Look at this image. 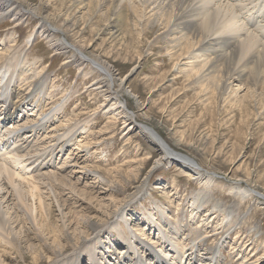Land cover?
<instances>
[{
	"label": "rangeland",
	"instance_id": "rangeland-1",
	"mask_svg": "<svg viewBox=\"0 0 264 264\" xmlns=\"http://www.w3.org/2000/svg\"><path fill=\"white\" fill-rule=\"evenodd\" d=\"M24 1L41 7L44 16L66 31L68 41L87 46L88 54L105 61L118 84L124 79L123 90L130 93L125 95L127 108L134 113L137 126L126 131L117 116L104 113L103 97L90 88L98 79L97 70L72 62L71 52L53 47L59 34L43 35L38 17L26 13L15 21L14 11L0 18V65L24 57L39 61L37 70L49 78L47 108L55 102L65 106L41 137L51 129L55 134H69L72 140L60 156L79 152L83 163L97 172L86 179L73 173L63 187H55L57 192L65 191L57 194L62 197V214L51 200L43 209L25 184L22 194L25 191L33 209L23 206L17 212L18 203H5V214L17 222L8 237L13 241H7L4 233L0 236V264H141L143 255L144 264H171L177 261L175 252H170L166 263L159 255L167 257L172 237L177 236L179 247L186 245L188 237V242L193 240L194 233L189 232L199 224L204 240L197 254L208 257L205 260L217 251L212 264H237L243 255L264 264V98L253 100L243 87L238 90L244 98L242 106L236 97L218 98L215 92L205 97L200 90L187 88L183 74L171 79L173 60L162 45L153 44L155 32L142 38L135 31L137 40L128 47L112 34L111 17L103 10L83 14L66 0ZM139 51L142 58H138ZM238 87L233 83L232 88ZM29 106L27 111L38 116ZM144 124L155 128L178 154L215 177L210 186L212 198L199 210L193 212L191 205L205 180L176 162L155 166L161 154L141 133ZM78 146L81 151L75 149ZM59 162L53 161L52 168ZM16 170L24 173L25 169ZM236 180L263 195L240 201L233 191ZM143 182V190L135 196ZM6 190L1 200L10 195L11 190ZM215 202L221 205L219 211L213 209ZM229 212L235 219L226 226L223 218Z\"/></svg>",
	"mask_w": 264,
	"mask_h": 264
},
{
	"label": "bare ground",
	"instance_id": "bare-ground-1",
	"mask_svg": "<svg viewBox=\"0 0 264 264\" xmlns=\"http://www.w3.org/2000/svg\"><path fill=\"white\" fill-rule=\"evenodd\" d=\"M66 2L73 10L76 9L83 14L105 11L111 17L112 34L128 47L137 40L135 31L139 37L143 36L142 38L148 36L151 31L155 32L153 44L162 45L167 56L173 60L169 70L174 72L171 79L177 78V73L183 74L188 81L187 88L200 90L205 97L210 92H215L218 98L228 95L236 97L243 106L244 98L239 97L238 90L247 87L253 100L260 98L261 101L264 98V0H66ZM41 9L29 5L24 0H0V18L16 11V21L20 15L31 13L40 19L44 27L41 29L43 35L54 37V34H59L60 38L53 43V47L71 52L72 62L91 65L99 73L97 81L90 88L103 97L100 107L104 113L117 116L122 121L121 124L127 128L126 131L136 127L134 113L127 108L125 95L130 93L123 90L124 79L118 84L114 70L105 61L88 54L87 46L77 47L68 41L66 31L55 26L48 15L44 16L41 13ZM33 33L28 37L26 45L29 44ZM38 33L40 31L36 34ZM138 53V58H142L143 52ZM34 61L24 57L22 61L18 59L15 63H10L6 60L0 65V194L6 189L8 193L11 190L5 201L0 198V236L4 233L7 241L14 240H8V237L11 238L17 221L6 215L8 210L5 203L9 201L18 203L17 212H20L23 206L30 211L33 209V205L31 207L27 203V196L23 195L25 191L22 194L25 184H28V192L32 199L37 197L43 209L46 208V201L51 200L56 211L62 214V197L58 195L59 193L64 195L65 191L57 192L55 187H63L64 181H70L73 173H80L86 179L95 171L83 163L79 152H74L66 158L60 156L64 145L72 140L69 134H55L50 128L49 131L54 133L50 132L41 137V133L49 128L50 122L57 119L56 116L65 106L55 102L53 106L47 108L49 102L46 100L45 91L49 78L45 74H40L37 70L39 61ZM235 82L240 85L237 89L232 88ZM15 97L17 98L14 101ZM27 105H30L31 112H37L38 116L34 117L36 113H29L25 108ZM140 128L141 133L155 144L161 154L155 166L176 162L189 168L193 175L205 180L203 189L194 196L195 200L191 205L193 212L210 201L212 198L210 186L215 177L208 175L192 159L173 150L152 126L144 124ZM80 146L75 149L81 151ZM58 159H61V162L56 169L52 168L53 161ZM16 167L24 168V173L17 171ZM67 169L70 171L67 172ZM28 171L31 172L28 174ZM234 184L233 191L240 201L252 200L257 197L256 194H262L249 187L248 183L244 187L241 180H236ZM143 187L144 182L137 187L135 196ZM219 206L221 205L215 202L213 209L219 211ZM208 213L207 211L206 215ZM234 219V214L229 212L228 216L223 218V222L226 220L224 224L229 226ZM200 225L189 232V235L194 233L195 238L188 242L187 235L186 245L182 247H179L177 236L172 237L170 251L166 252L167 257L163 259L164 256L159 255L161 261L166 263L167 258L171 256L170 252H175L173 255H176L177 261L171 264H195L197 261H200L199 264H212L217 258V251L209 261L205 260L208 257L197 254L200 242L204 240ZM178 230L180 232V229ZM181 241L183 243L184 240ZM136 250H139L138 246ZM159 254H162V250ZM82 255L79 254V259H82ZM141 259H143L140 260L141 264L147 260L145 255ZM256 261L257 259L253 260L248 255H243L237 264H256Z\"/></svg>",
	"mask_w": 264,
	"mask_h": 264
}]
</instances>
